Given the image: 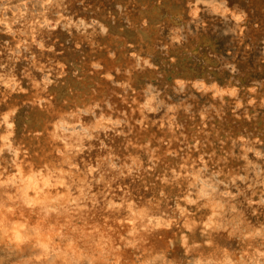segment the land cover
<instances>
[{
    "label": "bare ground",
    "instance_id": "6f19581e",
    "mask_svg": "<svg viewBox=\"0 0 264 264\" xmlns=\"http://www.w3.org/2000/svg\"><path fill=\"white\" fill-rule=\"evenodd\" d=\"M198 262L264 264V0H0V264Z\"/></svg>",
    "mask_w": 264,
    "mask_h": 264
},
{
    "label": "snow or ice",
    "instance_id": "6c2138e0",
    "mask_svg": "<svg viewBox=\"0 0 264 264\" xmlns=\"http://www.w3.org/2000/svg\"><path fill=\"white\" fill-rule=\"evenodd\" d=\"M45 2L46 3H50L51 2V0H45ZM216 11H220V9L219 8H216L215 9ZM228 10L227 9H224V12L226 13ZM237 19H239V17H237ZM213 87H214V85H213ZM5 119H7V117H5ZM9 127H11V125H9ZM6 139V138H5ZM213 215H215V212L213 213ZM211 219V218H210ZM210 226V225H209ZM15 234H18L19 235V237H20V243H22L23 242V239H24V237H22L21 236V234H20V232L19 233H15ZM198 264H199V262H198Z\"/></svg>",
    "mask_w": 264,
    "mask_h": 264
}]
</instances>
